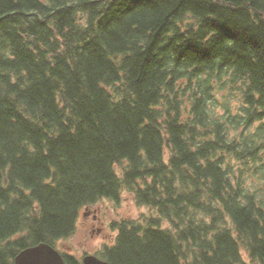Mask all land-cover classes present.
Instances as JSON below:
<instances>
[{"label":"trees","instance_id":"trees-1","mask_svg":"<svg viewBox=\"0 0 264 264\" xmlns=\"http://www.w3.org/2000/svg\"><path fill=\"white\" fill-rule=\"evenodd\" d=\"M125 191L111 264H264V0H0V264Z\"/></svg>","mask_w":264,"mask_h":264},{"label":"rangeland","instance_id":"rangeland-1","mask_svg":"<svg viewBox=\"0 0 264 264\" xmlns=\"http://www.w3.org/2000/svg\"><path fill=\"white\" fill-rule=\"evenodd\" d=\"M91 208L101 210L102 221L94 224L92 217L84 216V213L88 212L90 208L88 210L84 208L75 234L57 242L56 247L61 252L78 257H83L88 253L95 254L103 248L105 243H111L114 240L116 231L111 228L112 222L139 218L143 213L149 212L147 207L137 204L134 195L129 191L123 192L118 202L102 200ZM99 226L105 227L104 232L98 231Z\"/></svg>","mask_w":264,"mask_h":264},{"label":"water","instance_id":"water-1","mask_svg":"<svg viewBox=\"0 0 264 264\" xmlns=\"http://www.w3.org/2000/svg\"><path fill=\"white\" fill-rule=\"evenodd\" d=\"M82 262L83 264H111L96 254L84 255ZM14 264H66V260L54 245L41 242L22 249L16 255Z\"/></svg>","mask_w":264,"mask_h":264},{"label":"flooded vegetation","instance_id":"flooded-vegetation-1","mask_svg":"<svg viewBox=\"0 0 264 264\" xmlns=\"http://www.w3.org/2000/svg\"><path fill=\"white\" fill-rule=\"evenodd\" d=\"M93 206H90L88 209L89 211L87 212V214H85L84 216L86 217H92V221L94 224H97L98 222L100 223L102 221V216H101V210L96 208L93 209L91 208ZM105 227L104 226H99L98 227V231H103L104 232Z\"/></svg>","mask_w":264,"mask_h":264}]
</instances>
